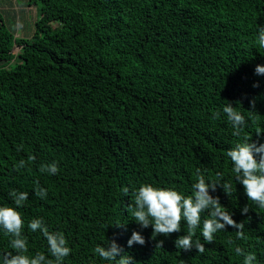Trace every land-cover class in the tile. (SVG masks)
I'll use <instances>...</instances> for the list:
<instances>
[{"label": "trees", "instance_id": "1", "mask_svg": "<svg viewBox=\"0 0 264 264\" xmlns=\"http://www.w3.org/2000/svg\"><path fill=\"white\" fill-rule=\"evenodd\" d=\"M34 1L30 38L15 37L0 16V203L12 205L13 190L29 193L20 209L28 254L49 255L26 227L43 217L69 240L65 264H101L94 249L104 239L134 264H242L237 246L264 264V208L248 200L226 156L244 135L264 142V75L254 71L264 64L256 42L264 0ZM227 103L247 119L240 137L222 112ZM54 160L56 175L40 172ZM197 169L231 183L213 195L244 222L246 240L227 226L204 253L184 251L174 243L183 221L181 232L153 237L131 219L141 183L191 194ZM134 230L144 245H127ZM9 240L0 231V254L15 253Z\"/></svg>", "mask_w": 264, "mask_h": 264}, {"label": "clouds", "instance_id": "2", "mask_svg": "<svg viewBox=\"0 0 264 264\" xmlns=\"http://www.w3.org/2000/svg\"><path fill=\"white\" fill-rule=\"evenodd\" d=\"M257 46L264 48V25L257 29ZM255 74L264 75V64H257ZM254 86H258V83ZM223 114L232 127L233 136L240 137L247 125L245 115L235 110L231 103L223 106ZM217 116L220 113H216ZM262 130H257L260 135ZM251 136L244 135L239 142L229 148L226 156L232 162V173L237 183L243 186L244 194L259 208H264V142L257 143L251 140ZM34 157H29V160ZM26 166L25 160L18 162L19 168ZM41 173L56 175L59 171V162L51 161L40 167ZM222 176L217 173V178L206 177L199 169L196 170V180L192 185L191 194L184 190L171 186L153 183H141L133 192L134 205L131 209V219L140 229L152 228V236L159 234L168 236L172 233L181 232V222L187 226L186 232L179 235L174 243L176 248L190 251L193 248L204 253L205 244H211L215 234L232 226L237 240H246L244 222H237L233 218V212L222 205L220 196L213 195L217 187H222L225 193L231 191V183H221ZM34 194L41 200L47 199L48 188L39 185L33 189ZM128 188H124L127 193ZM13 204L0 203V231L9 236V245L15 250L0 254V264H65L66 258L72 254V247L66 235L60 230H50L49 225L43 217H36L27 221L26 227L33 233L39 232L47 242V253L37 251L30 255L28 249V238L24 235L25 220L20 209L24 202L29 199V193L13 190L9 193ZM241 214L249 211V205H245ZM207 215H203V214ZM120 226L121 220L113 222ZM109 223V224H113ZM108 224V225H109ZM199 229V236H197ZM202 238V239H201ZM203 241V242H202ZM103 243L97 244L94 252L98 254L101 264H134V257L127 254L117 244L115 239H104ZM145 237L141 231H133L127 240V245H144ZM235 254L242 257V264H259L256 253L235 247Z\"/></svg>", "mask_w": 264, "mask_h": 264}, {"label": "rangeland", "instance_id": "3", "mask_svg": "<svg viewBox=\"0 0 264 264\" xmlns=\"http://www.w3.org/2000/svg\"><path fill=\"white\" fill-rule=\"evenodd\" d=\"M39 8L40 3L34 0H0V16L15 37L32 36L35 23L40 17ZM15 59L19 58L15 55ZM16 60L10 61L8 67L14 66Z\"/></svg>", "mask_w": 264, "mask_h": 264}, {"label": "crops", "instance_id": "4", "mask_svg": "<svg viewBox=\"0 0 264 264\" xmlns=\"http://www.w3.org/2000/svg\"><path fill=\"white\" fill-rule=\"evenodd\" d=\"M15 48H17V47H15Z\"/></svg>", "mask_w": 264, "mask_h": 264}]
</instances>
